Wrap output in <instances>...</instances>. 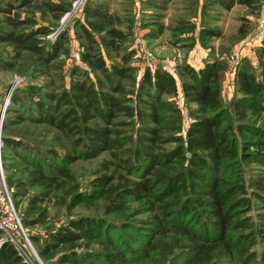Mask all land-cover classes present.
Wrapping results in <instances>:
<instances>
[{
  "label": "trees",
  "instance_id": "1",
  "mask_svg": "<svg viewBox=\"0 0 264 264\" xmlns=\"http://www.w3.org/2000/svg\"><path fill=\"white\" fill-rule=\"evenodd\" d=\"M24 3L23 6L30 5V0ZM237 4L251 8L252 0H237ZM46 7L58 13L56 19L65 13L58 5L47 3ZM201 12L202 21L206 9L202 7ZM0 15V68L23 73L32 80L35 76L47 77V70L55 67L61 73L59 81L64 83L60 57L69 52L65 37L54 45L44 42L41 37L47 33L45 28L23 29L35 25L33 20L20 21V14L8 3H0ZM133 17L124 27L122 18L89 0L83 8L85 24L77 26L84 40L80 55L83 67L70 69L67 87H55V82H44L39 87L25 84L10 96L12 109L6 113L22 112L6 118L1 128L2 158L10 153L12 159L20 161L4 166L14 210L17 196H24L29 189L37 190L28 199L20 225L41 226L48 233L44 238H29L42 240L44 246L38 255L44 260L64 250L68 252L61 260L65 264H125L132 248L121 247L108 235L101 237L103 232L114 231V224L105 219L79 217L59 227L47 226L45 208L37 207L52 204L70 213L82 204L86 194L80 191L78 180L67 165L107 153L115 162H107L105 174L92 183L96 199L106 203L109 214L122 219L127 218L126 204L138 202L145 207L150 216L141 224L151 226L146 229L152 232L146 248L138 250L143 258L156 257L166 263L170 254L160 245L174 236L177 247L173 248L188 257L186 264H248L246 257L255 245L256 229L248 236H231L246 228L237 211L243 207L241 196L247 195V189L235 178L226 181L221 168L237 158L235 134L245 130L261 132L254 124L244 122L249 116L254 120L264 117V46L258 54V75L246 59L238 65L233 78L238 97L225 106L221 88L226 65L220 59L208 61L197 70L184 65L182 82L162 68L148 67L138 76L130 62L139 44L135 43V50L126 46L131 43V34L138 29L144 39L155 40L162 26L154 24L146 32L144 25L134 24L138 18ZM179 23L182 27L187 22ZM183 28L174 31L182 33ZM194 29L188 24L186 32L193 34ZM237 34L238 40L245 37V26ZM215 35L201 22L200 45L205 47ZM194 45L192 40L189 48ZM219 53L223 54L222 49ZM103 54L118 64L108 66ZM54 61L58 65L54 66ZM177 98L186 105L192 119L185 137ZM227 111L232 112L235 128L223 125ZM29 127L33 128L30 134ZM169 145L176 147L168 149ZM136 176L138 180L133 178ZM250 187L259 192L256 197L264 205V175ZM185 209H192L198 229L184 224ZM16 215L19 219L17 212ZM258 217L262 221L256 235L264 238V215ZM124 227V231L133 228L128 221ZM0 234L4 235L1 230ZM9 235L15 244L6 240L1 245L0 264H25L16 248L22 247L20 236Z\"/></svg>",
  "mask_w": 264,
  "mask_h": 264
},
{
  "label": "rangeland",
  "instance_id": "2",
  "mask_svg": "<svg viewBox=\"0 0 264 264\" xmlns=\"http://www.w3.org/2000/svg\"><path fill=\"white\" fill-rule=\"evenodd\" d=\"M24 1L27 3L29 0H0V3H8L13 8H15L16 12L20 14V21H23L24 19L33 20L35 25H30L24 27L23 29L45 28L47 33L44 37H41L44 42L54 45L59 40H61L62 37H65L64 39L66 40V47L68 48L69 52L68 56L60 57V60L63 63L62 74L65 78L64 83L59 81L61 73H58V70L55 67H51L49 70H47V77L35 76V79L32 78L33 81L29 79V77L25 78L23 73H13L6 69L0 68V162L4 180L8 176L4 167L5 164L10 162H20L17 161L18 159H12L13 156L10 153H6V158H2L1 156L3 145L1 141V128L3 122L8 117H15L14 114H22L21 110L16 111L17 113H6L8 109H12L9 102L10 96L14 90L21 87L23 88L25 84L39 87V85L44 82H55V87L61 85H65L67 87V75L70 69L73 66L83 67L80 62V55L83 52L84 40H82L81 31L77 26L79 24H85L83 18V8L85 4L89 2V0H30V5L23 6L22 4ZM222 1L233 2V4L237 3V0ZM259 1L260 0H252L251 5H257ZM92 2H95V4H100L111 14H115L122 18L124 27L126 26V22H128L133 16L138 18L137 22H134V24L140 23V25H144L146 28H151L154 26V24H158L157 26H162V29H160L161 34L156 40H144V38L141 36L143 32L140 33V31L136 30L131 34V43L129 42V44L126 46H129L128 48L135 50L137 46L135 43H137L138 40H143L144 50L149 52L153 57V61L151 62H147V60L143 58V63L137 59L136 56L132 57L130 64L136 68L138 76H140L141 73H143V71L148 67H151L152 70L162 68L182 82L184 81V77L182 76L184 74V65L191 66L195 70L199 69L198 61L202 57L198 56L196 52H191L192 48H189V41H184L182 37V35L188 37V34L190 33L186 32V27L188 24H190L191 19H196L197 17V11H195L193 4L189 3L190 0H145V3L140 4L139 9L132 3V0H92ZM212 2L213 1L211 0H203V4L205 6H210V9L205 15L206 17H204V19L201 21L202 24H204V27L213 25L215 22H220L217 20L215 21V18L218 15H216L211 9L215 4H212ZM47 3L60 6L65 10V13L56 19V17L59 16L58 13L54 11L52 12L51 7L47 8ZM20 5L24 9L20 7ZM20 8L22 9L20 10ZM259 9V6L249 8L250 11L248 14L249 16H252L253 19L245 23L240 19L241 17L245 16V13L241 15L239 13L240 9H237L239 11H234L232 14L233 18H231L230 21L225 20L226 24L223 25L225 27L224 35L215 41H212L210 44L214 52L211 53V51H208L206 59L211 61L213 60L212 58L215 59L216 57L217 59L222 60V62H224L226 65H224L225 79L223 82V88H221V96L225 106H229L235 100V98L238 97L236 96V91L233 86V78L234 73L242 60L246 59L254 69L253 73L258 75V54H261L260 49L264 46V14L261 15ZM2 18L3 17L0 15V20ZM180 20H187V23H185L184 26L179 27ZM241 26H245L247 34H262L261 41L257 45L253 46L248 41L244 40L246 36L241 40H238L237 32ZM177 28H183L182 33L175 32L174 29ZM1 48H3V45H0V50ZM219 49H222L223 54L219 53ZM21 55L23 56V54ZM103 57L105 58L106 64L108 66L111 64H118L116 60H110L105 56V54H103ZM261 59L264 61V55ZM192 61H194L196 65L192 63H190V65L189 62ZM53 65H58V62L54 61ZM165 98L166 97H164V99ZM175 102L180 111L181 130L182 135L184 136L187 127L192 122V119L189 117L188 109L186 105L183 104V101L177 98ZM245 123L254 124L260 129L261 132L255 133L253 131L250 132L245 130L240 134H235L236 140L234 141H236L238 152L237 158L232 163L227 165L225 164L221 169H223L222 174L225 176L226 181H229V177L235 178V180H240V182L244 183L247 189V195L241 196L243 198V207L237 211V217H239L240 220L246 224V228L236 233H231V236L240 238L242 235H238L241 233L248 236L249 234H252L253 230L256 229L254 231L255 233L253 232V234H255V245L252 247L251 251L248 252L246 258L249 260L248 264H264V238H258L259 235H256L259 232V223L262 221L258 216L261 214L264 215V205L260 201L261 198L257 199L256 197V194H259V192L250 187V183H252L260 175H264V117L254 120L249 116L244 124ZM223 125L232 126L233 128L237 126L235 119L232 116V112L227 111V114L223 120ZM29 128L31 130L29 129L28 134H30V132L33 130L32 127ZM175 147V145H169L168 149ZM107 162L113 163L115 161H111L109 155L107 153H103L95 159L80 160L73 165H67V167L77 178L80 185V191L86 194V198L82 204L77 206L70 213H67L66 209L62 207H55L52 204L37 206L41 209L45 208L47 213V226L59 227L60 225H65L67 220L76 219L79 217H85L90 220L105 219L107 222L117 226L118 229L116 228L114 231H109L108 234L103 232L101 237L103 235H108L110 238L114 240L116 239L120 243L121 247L130 246L132 248L131 252L128 253L130 256H126L127 258L125 260V264H163L162 261L156 257L146 260L145 257L143 258L142 256L143 253L141 254L138 251L140 250V247L146 248V243H148L150 240V232H152L151 229H146L152 228L151 226L144 227L141 224V222L148 219L150 216L149 214L145 213L146 209L141 203L132 202L126 204L125 207L129 209L126 213L127 218L122 219L115 214H109L108 211L105 210L106 203L100 199H96L97 193L94 190L92 183L98 176L105 174L104 168L109 167L106 166ZM121 176L124 177L125 175L122 173ZM133 178L138 180L139 176ZM10 191L12 190L10 189ZM36 192V189H29L24 196H17L15 198L17 208L15 213L17 212L19 215V223L21 222L24 210L28 208V199ZM8 194L10 197L9 191ZM89 196V201L86 202V199ZM246 199L249 200V204L247 203ZM185 210L187 211H184L183 215L187 216V218L185 219L184 224L186 226H191V229H198L199 227L196 226L197 221H195V217L192 216V209L189 211L188 209ZM125 221L132 223L133 228L124 231L123 228H125ZM20 226V239L18 241L20 244H22L23 248L19 247V249L18 246H16V248L18 250L19 256L22 258L25 264H65L62 263L61 260L68 254V252L64 250H59L58 252L54 253L52 257L46 260L39 257V251L44 246V243L42 240L31 241L29 238L46 237L48 233H46L43 227L34 226L31 228H25L23 224ZM14 234L16 235L13 236L17 237V233ZM174 238V236H170L168 240L163 241L160 245L163 246L164 249H166L170 254L169 260L164 264H186L188 257H182V255L177 252V245L173 244ZM11 239L13 240V244H15V241L11 235L0 234V247L6 240ZM173 246H176L175 249ZM93 264L107 263L103 262ZM222 264H233V262H226Z\"/></svg>",
  "mask_w": 264,
  "mask_h": 264
},
{
  "label": "crops",
  "instance_id": "3",
  "mask_svg": "<svg viewBox=\"0 0 264 264\" xmlns=\"http://www.w3.org/2000/svg\"><path fill=\"white\" fill-rule=\"evenodd\" d=\"M211 1H213L212 2V4L213 3H215L213 6H212V11L216 14V15H218L216 18H215V21L217 20V21H220V22H215V24H213V25H208V26H206L208 29H210V30H212L213 32H215V36L214 37H210L209 39H208V41L206 42V45H205V47L204 46H202V45H200L199 44V42H198V34H199V32H200V28H201V9H202V7L204 8V9H207L206 10V13L208 12V10L210 9L209 7H207V6H205L204 4H203V0H190V4H193V6H194V3H195V6H194V9H195V11H197V17H198V19H197V17H196V19H191V21H190V24H189V26L190 25H192L195 29H194V32H193V34L192 33H190V34H188V37L187 36H183L182 35V37H183V40L184 41H189V43H191V41L193 40V41H195V45H194V47L192 48V51L191 52H196V54H198V56H200V57H202L199 61H198V68L200 69V68H202L203 67V63H206V62H208V61H210L209 59H206V56H207V53H208V51H211V53L212 52H214V50H212V48H211V46H210V44L212 43V41H215L216 39H218V38H220V37H222L223 35H224V33H225V27L223 26L224 24H226V22H225V20L226 21H230L231 20V18H233L232 17V14H233V12L234 11H239V10H237V9H240V14L241 15H243L244 13H245V16L244 17H241L240 19L241 20H243L244 21V23L245 22H248V21H250V20H252L253 19V17L252 16H249V14H248V12L250 11L249 10V8H247L246 6H242V5H238L237 3H234L233 4V2H232V4H231V6L228 8V3H230V2H223L222 0H211ZM132 3L135 5V6H137L138 7V9H139V6H140V4L141 3H145V0H132ZM255 6H259L260 7V9H259V11H260V13H261V15L262 14H264V0H260L259 1V3L257 4V5H252L251 6V8H254ZM220 7V8H219ZM180 21H183V20H180ZM185 22H187V20L185 21ZM232 22V21H231ZM150 28H145V31L146 32H148V30H149ZM136 31H138V29H136ZM140 33H141V31H140ZM246 33H247V31H246ZM144 34V33H143ZM143 34L141 35L142 37H143ZM246 37H245V41H248L250 44H252L253 46L254 45H257L260 41H261V36H262V34H260V33H250V34H247V35H245ZM158 38V37H157ZM144 40H146V39H144ZM156 40V39H155ZM137 43L139 44V49H138V52H137V54L135 55L136 56V58L137 59H139L142 63H143V60H142V58H141V49L144 47V41L143 40H138L137 41ZM190 56V55H189ZM140 57V58H139ZM209 57V56H208ZM216 58V57H215ZM212 59H214V58H212ZM190 63H192V64H194V65H196L195 64V62L194 61H192V62H189V64ZM136 65V64H135ZM191 65V64H190ZM138 66V65H137ZM142 74V73H141Z\"/></svg>",
  "mask_w": 264,
  "mask_h": 264
},
{
  "label": "built area",
  "instance_id": "4",
  "mask_svg": "<svg viewBox=\"0 0 264 264\" xmlns=\"http://www.w3.org/2000/svg\"><path fill=\"white\" fill-rule=\"evenodd\" d=\"M141 58L142 60L145 58L147 62L153 61L152 55L144 49L141 51ZM20 227L19 220L16 216L5 185L0 162V230L4 232V234L17 233L19 235L21 231ZM9 241L13 243L12 239Z\"/></svg>",
  "mask_w": 264,
  "mask_h": 264
}]
</instances>
